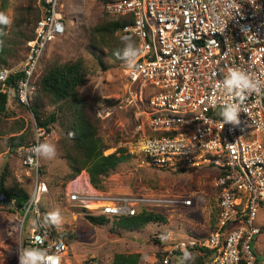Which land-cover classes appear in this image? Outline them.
Segmentation results:
<instances>
[{
	"label": "built area",
	"instance_id": "obj_1",
	"mask_svg": "<svg viewBox=\"0 0 264 264\" xmlns=\"http://www.w3.org/2000/svg\"><path fill=\"white\" fill-rule=\"evenodd\" d=\"M36 3L40 16L27 41L15 89L18 102L26 107L49 44L65 33L59 0ZM103 9L108 15L129 19L122 31L136 41L138 55L128 59L135 60L134 66L124 62L121 72L129 102L145 115L143 120L136 118L135 126L142 137L139 152L144 164L174 173L202 166L217 170L213 230L204 236L178 238L158 233L161 263L181 264L185 250H196L206 256V264H264V256L253 248L261 233L254 219L264 203V0H108ZM236 67L261 83L260 91L246 94L242 102L218 86L228 69ZM11 72L5 67L0 70L1 90ZM143 103L146 107L141 111ZM228 103L240 104L239 125L223 123L220 112ZM141 121H145L142 129ZM44 131L38 128L34 141L22 149V163L32 175L24 210L34 212L36 223L26 247L58 255L62 264L68 243L52 235L40 212L49 188L33 149ZM138 195L82 197L72 192L68 199L85 203L80 207L88 215L109 218L134 216L140 209L191 206L190 199L176 194ZM4 201L0 191V202Z\"/></svg>",
	"mask_w": 264,
	"mask_h": 264
},
{
	"label": "rangeland",
	"instance_id": "obj_2",
	"mask_svg": "<svg viewBox=\"0 0 264 264\" xmlns=\"http://www.w3.org/2000/svg\"><path fill=\"white\" fill-rule=\"evenodd\" d=\"M104 2L106 0H59L65 33L49 44L41 69L82 62L85 80L78 92L87 102L88 113L98 120V132L106 147L103 154L124 148L126 158L103 178L102 190L90 188L84 181L66 182L68 162L65 154L69 146L65 144L60 123L49 125V131H44L40 142L54 145L56 155L51 159L40 157L44 179L49 185V194L40 203V208L49 212L59 209L63 220L59 226L52 224L53 227L61 235L73 234L66 235L69 249L62 264H112L113 258L119 254H137V264H160L155 241L158 233L166 232L170 238H178L187 234L204 236L213 230L217 216V192L213 179L217 170L202 166L174 173L144 164L139 152L142 137L135 126L136 118L143 120L145 115H139L133 103L129 102L121 72L125 61L113 55L117 48L124 50L122 37L126 35L117 31L104 36L96 33L95 40L91 38L93 28L117 18L104 12ZM0 12L6 13L12 21L0 42L1 50H6L0 53L5 60V64H0V70L2 67L21 70L26 44L32 37L40 9L36 0H0ZM40 101L45 105L44 117L54 111L48 98H40ZM106 101L111 105H107ZM141 106V111L145 110L146 104ZM144 124L145 121L139 123L140 129ZM37 130L32 113L19 105L12 91H8L5 112L0 115V178H5L6 186L18 184L30 192L32 175L22 163V147L34 141ZM19 138L23 141L22 147L16 146ZM72 192L82 197L136 193H139L138 196L160 197L176 194L190 199L191 206L156 207L153 210L164 214L166 222L149 223L138 231L130 232L118 228L115 219L109 217H105L102 225L89 224L85 219L88 215L86 210L80 207L85 203L68 199ZM254 224L261 229V233L253 248L261 257L264 256V203L258 209ZM35 226L33 211L20 212L11 201L0 202V264H19L18 246L23 241L27 242L30 230ZM191 264L198 263L194 261Z\"/></svg>",
	"mask_w": 264,
	"mask_h": 264
},
{
	"label": "trees",
	"instance_id": "obj_3",
	"mask_svg": "<svg viewBox=\"0 0 264 264\" xmlns=\"http://www.w3.org/2000/svg\"><path fill=\"white\" fill-rule=\"evenodd\" d=\"M107 1L108 0H106V2ZM37 20L38 18L35 20L34 25ZM129 22V19L117 16V18L103 22L93 28L91 30V38L95 40L96 33L100 36H104L114 34L117 31L121 32L122 27ZM123 33L126 36H130L125 32ZM6 34L7 26L0 25V42L3 41ZM32 37H30V39ZM131 39L136 47V41L132 37ZM1 49L2 47L0 48V53L6 51L5 48L3 50ZM116 51H118L121 56L123 55V49L117 48L113 51V55ZM26 52L27 47L24 57L26 56ZM121 61L124 60L121 59ZM0 64H5V60L1 54ZM41 68L42 61L40 62L38 73L33 77L32 83L34 89L32 91L29 107L20 104L15 95L16 83L22 74L21 70L13 71L8 75L3 90H1L0 84V115H3L5 112L7 92L12 91L17 103L24 108H28L32 113L38 128L49 131V125L57 122L60 123L64 133L65 144L69 146L68 152L66 151L65 154V158L68 162V173L65 177L66 182L74 180L82 171H85L88 175L91 187L96 190H102L103 178L122 162L126 158V155L124 148H119L115 152L107 155L103 154L106 147L98 132V120L94 119L95 117L88 113L89 109L87 102L78 92L80 84L85 80L82 62L75 61L63 65H53L44 68V70ZM40 98H48L54 109V111L46 117L43 116L45 105L40 101ZM106 103L109 106L111 105L109 101H106ZM16 146H23L22 139L19 138ZM24 147H22V149ZM39 173L42 179H44L45 174L42 166L40 167ZM44 181H46V179H44ZM0 191L4 194L5 201H11L15 209L23 212L29 198V191L21 188L18 184L6 186L3 176L0 178ZM40 212L44 223L50 228L53 236L66 238V235L68 237L73 235L71 233H64L63 235L65 236L61 235L50 222L45 220L46 215L49 213L48 209L40 208ZM85 219L93 226L102 225L106 221L105 216L102 215H85ZM114 219L118 228L130 232L138 231L149 223L166 222V217L161 212L146 211L145 209L134 216H124ZM22 245L27 246V242L23 241ZM188 252L195 256L194 261L198 264H206V256H200L196 250H188ZM194 261L182 260L181 264H191ZM137 263V254H119L113 258L112 262V264ZM160 264H162L161 260Z\"/></svg>",
	"mask_w": 264,
	"mask_h": 264
},
{
	"label": "clouds",
	"instance_id": "obj_4",
	"mask_svg": "<svg viewBox=\"0 0 264 264\" xmlns=\"http://www.w3.org/2000/svg\"><path fill=\"white\" fill-rule=\"evenodd\" d=\"M12 23L10 17L4 13L0 12V25L9 26ZM122 40L125 42V47L123 50V55L121 56L118 51L114 55L124 60L129 67L134 66L133 61H129L128 58H135L138 55V49L134 46L130 36H123ZM227 89L229 93L234 94L242 102L246 94L258 93L260 91L261 83L258 80H253L252 76L244 69L241 68H229L228 74L222 81L221 85ZM245 113L247 110H244ZM241 112V107L239 103H228L222 106L220 115L223 118L224 124L239 125V113ZM33 152L37 157H44L51 159L56 155L55 146L49 143H39ZM45 220L53 225L59 226L62 223V214L59 209L49 212ZM39 239V238H37ZM161 239H166V237H161ZM182 259L184 261H194L195 256L185 250L183 252ZM18 262L19 264H60L61 257L58 255H49L44 249L38 247H24L18 246Z\"/></svg>",
	"mask_w": 264,
	"mask_h": 264
},
{
	"label": "crops",
	"instance_id": "obj_5",
	"mask_svg": "<svg viewBox=\"0 0 264 264\" xmlns=\"http://www.w3.org/2000/svg\"><path fill=\"white\" fill-rule=\"evenodd\" d=\"M25 59V57L23 58V60ZM23 62V61H22ZM77 181H83L86 183V185H88V187L92 188L91 185L89 184V180H88V175L86 172H82L79 176H77L74 181H72L71 183H76ZM258 254V253H257Z\"/></svg>",
	"mask_w": 264,
	"mask_h": 264
},
{
	"label": "bare ground",
	"instance_id": "obj_6",
	"mask_svg": "<svg viewBox=\"0 0 264 264\" xmlns=\"http://www.w3.org/2000/svg\"><path fill=\"white\" fill-rule=\"evenodd\" d=\"M89 206H91V205H89Z\"/></svg>",
	"mask_w": 264,
	"mask_h": 264
}]
</instances>
